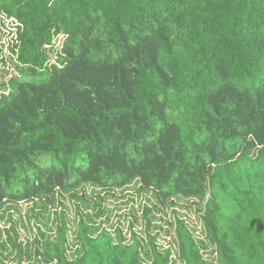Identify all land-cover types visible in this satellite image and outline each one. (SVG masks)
Listing matches in <instances>:
<instances>
[{
	"label": "trees",
	"instance_id": "obj_1",
	"mask_svg": "<svg viewBox=\"0 0 264 264\" xmlns=\"http://www.w3.org/2000/svg\"><path fill=\"white\" fill-rule=\"evenodd\" d=\"M5 22L0 264H264V0H0ZM133 183L196 206L174 258L82 211ZM65 198L72 245L62 212L38 223Z\"/></svg>",
	"mask_w": 264,
	"mask_h": 264
},
{
	"label": "rangeland",
	"instance_id": "obj_2",
	"mask_svg": "<svg viewBox=\"0 0 264 264\" xmlns=\"http://www.w3.org/2000/svg\"><path fill=\"white\" fill-rule=\"evenodd\" d=\"M5 25L0 34V46L3 49V57L8 66L14 35L12 23L5 22ZM138 186L137 183H133L109 191L90 188L87 192L89 209L82 211L90 214L94 226L104 229L112 235H116L118 231L126 240L131 238L133 232L136 237L146 241V235L148 234L156 240L158 246L164 249L171 248L174 258V227L176 220H183L194 235L199 237L200 228L196 206L192 204V201L186 199H175L171 205L159 203L149 192L139 191ZM20 210L23 225L19 226V233L22 239H31L33 237L31 228L34 227V221L32 220L29 224L26 216V205H21ZM60 212L65 216L64 223L68 226L67 238L72 245L74 243L77 216L73 205L68 202L67 198L61 199L56 204L49 218L39 219L38 223L52 227L55 221L53 220L54 213ZM41 228L43 229V226Z\"/></svg>",
	"mask_w": 264,
	"mask_h": 264
}]
</instances>
